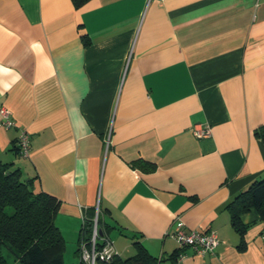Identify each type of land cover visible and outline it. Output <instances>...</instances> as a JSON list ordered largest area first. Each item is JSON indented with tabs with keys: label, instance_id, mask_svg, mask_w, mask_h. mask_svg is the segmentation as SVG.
Wrapping results in <instances>:
<instances>
[{
	"label": "crops",
	"instance_id": "crops-1",
	"mask_svg": "<svg viewBox=\"0 0 264 264\" xmlns=\"http://www.w3.org/2000/svg\"><path fill=\"white\" fill-rule=\"evenodd\" d=\"M1 107L0 163L59 200L70 252L99 205L121 261L264 264V221L228 209L264 179V0H0ZM179 222L216 252L179 248Z\"/></svg>",
	"mask_w": 264,
	"mask_h": 264
},
{
	"label": "trees",
	"instance_id": "trees-1",
	"mask_svg": "<svg viewBox=\"0 0 264 264\" xmlns=\"http://www.w3.org/2000/svg\"><path fill=\"white\" fill-rule=\"evenodd\" d=\"M70 1L75 9H79L90 0ZM256 136L264 141V125ZM16 151L19 156L17 145ZM131 167L143 173H152L156 168L142 160L134 162ZM59 206V200L53 196L34 193L31 181L22 180L18 170H11V166L0 163V264H10V261L11 264H65V241L54 221ZM228 209L232 226L238 231L241 229L239 215L250 209L255 210L264 221V179L251 184ZM93 217L94 212L84 220L79 246L90 241ZM101 223L99 217V240L106 237L105 227ZM101 245L98 242L97 246ZM76 254L80 258L79 248ZM146 261L145 255L125 261L117 256L111 262L98 261L96 264H142Z\"/></svg>",
	"mask_w": 264,
	"mask_h": 264
},
{
	"label": "built area",
	"instance_id": "built-area-1",
	"mask_svg": "<svg viewBox=\"0 0 264 264\" xmlns=\"http://www.w3.org/2000/svg\"><path fill=\"white\" fill-rule=\"evenodd\" d=\"M14 122L11 120V113L5 107L0 108V128L9 129L14 127ZM194 135L196 138H207L210 136V128L203 127L195 130ZM17 147L19 148V156L26 158L30 153V138L25 131H21L17 138ZM100 217V208L97 205L94 210L92 231L90 241L83 242L79 246V260L84 264H96L100 262H111L118 256L113 243L107 237L99 240L98 220ZM261 239L264 241V228L261 231ZM171 237L174 239L179 248H191L197 255L203 256L205 254L213 255L216 252L220 242L217 237L212 233H201L194 231H186L183 223H177ZM98 242H101V247H98ZM182 256L180 255L179 258Z\"/></svg>",
	"mask_w": 264,
	"mask_h": 264
},
{
	"label": "rangeland",
	"instance_id": "rangeland-1",
	"mask_svg": "<svg viewBox=\"0 0 264 264\" xmlns=\"http://www.w3.org/2000/svg\"><path fill=\"white\" fill-rule=\"evenodd\" d=\"M75 246H76V245H75ZM78 248H79V245L76 246V248H74V250H71V252H70V249H73V248L70 247V245H66V248H65V251H64V254H63V260H64V263H65V264H71L72 262H70V260L73 261V264H79V263H80L79 258H75V257H74V255H75V251H77ZM68 254L71 255V257H69V259L67 258V255H68ZM72 255H73V256H72ZM77 260H78V261H77ZM76 261H77V263H76ZM10 264H11V261H10Z\"/></svg>",
	"mask_w": 264,
	"mask_h": 264
},
{
	"label": "water",
	"instance_id": "water-1",
	"mask_svg": "<svg viewBox=\"0 0 264 264\" xmlns=\"http://www.w3.org/2000/svg\"><path fill=\"white\" fill-rule=\"evenodd\" d=\"M100 234H101V232H100Z\"/></svg>",
	"mask_w": 264,
	"mask_h": 264
}]
</instances>
